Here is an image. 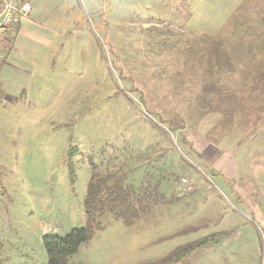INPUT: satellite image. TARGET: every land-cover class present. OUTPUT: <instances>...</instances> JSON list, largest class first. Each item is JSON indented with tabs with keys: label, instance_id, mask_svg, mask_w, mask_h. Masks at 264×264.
I'll return each instance as SVG.
<instances>
[{
	"label": "rangeland",
	"instance_id": "obj_1",
	"mask_svg": "<svg viewBox=\"0 0 264 264\" xmlns=\"http://www.w3.org/2000/svg\"><path fill=\"white\" fill-rule=\"evenodd\" d=\"M27 1L0 102V264H46L43 237L85 226L92 166L161 198L102 216L68 264H162L224 233L166 264H264L252 205L200 154L218 146L239 177L264 162V0Z\"/></svg>",
	"mask_w": 264,
	"mask_h": 264
},
{
	"label": "trees",
	"instance_id": "obj_2",
	"mask_svg": "<svg viewBox=\"0 0 264 264\" xmlns=\"http://www.w3.org/2000/svg\"><path fill=\"white\" fill-rule=\"evenodd\" d=\"M74 151V149L70 150L69 157L73 156ZM91 170L83 201L86 224L80 229H73L64 236L43 237L42 242L47 257L46 264H68L79 247L91 238L95 230L100 229L98 220L105 214H111L115 218L121 219L124 224H130L161 198V195L156 191L157 186H154L152 191H145L139 195L135 194L131 186L126 184L124 174L100 175L96 172V166H92ZM228 234H213L178 248L162 264L178 261L197 249L215 245Z\"/></svg>",
	"mask_w": 264,
	"mask_h": 264
},
{
	"label": "crops",
	"instance_id": "obj_3",
	"mask_svg": "<svg viewBox=\"0 0 264 264\" xmlns=\"http://www.w3.org/2000/svg\"><path fill=\"white\" fill-rule=\"evenodd\" d=\"M31 14L32 11L27 19L22 20L15 28L7 32L2 42V56L0 58V102L2 103L7 102L6 100L9 99L7 91L9 83L5 80V75L13 69H22L18 67L20 62L16 59L18 53L17 40L20 36L33 37L26 29L28 25H33L36 22L35 19L31 18ZM40 42L45 43V40L42 41L40 38ZM29 60L32 63L34 61L31 58ZM27 63L29 62L27 61ZM24 94L23 92L20 96L22 97ZM202 148L204 149L200 151L201 157L213 171V177L219 186L227 190L234 202L242 204L241 206H245L246 203L251 204L252 206H246L248 213L252 214L251 220L248 217L247 219L253 225H262L264 228V162H259L256 175L244 174L240 178L237 169L235 168L234 170V164L224 161L225 155L228 156L225 151L222 150L223 154L220 156L219 152L221 149L216 145L209 147L206 145Z\"/></svg>",
	"mask_w": 264,
	"mask_h": 264
},
{
	"label": "built area",
	"instance_id": "obj_4",
	"mask_svg": "<svg viewBox=\"0 0 264 264\" xmlns=\"http://www.w3.org/2000/svg\"><path fill=\"white\" fill-rule=\"evenodd\" d=\"M32 7L27 0H0V58L7 32L29 17Z\"/></svg>",
	"mask_w": 264,
	"mask_h": 264
}]
</instances>
